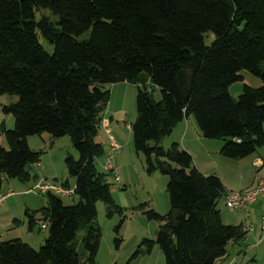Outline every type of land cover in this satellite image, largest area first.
<instances>
[{"label": "trees", "instance_id": "1", "mask_svg": "<svg viewBox=\"0 0 264 264\" xmlns=\"http://www.w3.org/2000/svg\"><path fill=\"white\" fill-rule=\"evenodd\" d=\"M40 9L56 19L36 20ZM38 33L52 44L51 54ZM205 33L213 37L210 45ZM241 69L261 85L244 84L234 100L228 86L242 79ZM121 81L137 87L129 127L134 151L144 155L147 172L168 176L170 210L145 211L161 221L155 238L142 241L147 251L156 244L163 264H216L228 244L245 237L242 224L221 221L220 178L198 171L176 143L164 150L159 142L191 115L204 138L225 140L220 153L226 157L264 146V0H0V93L16 97L2 106L14 127L0 126L7 145H0V187L5 178H32L27 167L39 162L40 151L29 148V135H67L78 152L64 158L78 202L64 204L60 194L46 192V207L25 210L29 230L46 223L44 243L34 249L18 238L0 242V264H94L96 202L105 203L107 216L111 207L119 209L110 172L96 168L104 151L96 135L109 100L103 85ZM81 227L86 237L76 254L70 236Z\"/></svg>", "mask_w": 264, "mask_h": 264}, {"label": "rangeland", "instance_id": "2", "mask_svg": "<svg viewBox=\"0 0 264 264\" xmlns=\"http://www.w3.org/2000/svg\"><path fill=\"white\" fill-rule=\"evenodd\" d=\"M39 12L36 14V20L42 15L51 20L56 19L48 9H40ZM88 35L89 31L79 39H85ZM212 39L213 37L209 36L208 33L204 34L206 45H210ZM38 41L48 53L53 52L52 44L48 43L39 33ZM239 74L242 79L234 81L228 86V92L234 100L238 98L244 84L254 88L261 85V79L250 71L241 69ZM122 85L118 84V88L121 89ZM131 85L133 88L130 110L125 112L123 118L126 123L132 122L136 117L134 97L137 87L135 84ZM103 86L109 90L110 95V86L107 84ZM116 87H114V97L109 98L112 108L113 104L117 108H122L125 99V97L122 98L124 93L119 91L117 94ZM153 97L159 99L158 90L153 91ZM15 101V96L0 93V126L3 125L8 130L14 127V117L11 113H4L2 106ZM107 104L103 112L106 107L108 109L109 104ZM105 115L109 117L106 113ZM184 126H186V133ZM120 134L125 137L126 132L120 131ZM96 139L100 141L104 149L103 153L96 159V168L103 171L102 164L107 157L108 134L102 125L98 126ZM129 139L131 150L125 146L122 152H116L112 159V161L117 159L126 163L123 168H116L120 186L115 185L111 175L108 176L111 199L119 209L111 207L112 214L107 216L105 203L103 201L96 202L97 214L91 226L96 227L100 235L94 264H163L164 261L163 254L156 244H153L148 252L142 241L145 239L153 240L161 223L159 220L149 219L145 211L153 210L158 214L165 215L170 210L166 191L168 176L161 174L157 169L147 172L144 155L134 151L132 133ZM0 142L2 147L7 148L1 135ZM224 142L223 139L204 138L194 117L190 115L189 119L176 123L170 134L160 140L159 145L167 150L171 144L176 143L179 148L188 150L194 167L206 174H215L223 180L225 188L229 189V191L225 189V193L245 191L244 188L251 181L264 179V165L262 167L251 165V160L256 157L264 163V146L257 147L254 153L243 158H230L220 153V148ZM27 143L30 149L40 151L39 162L28 165L27 168L32 177L28 182H20L15 178H5L1 182L0 195H5L8 191H11V194L0 203V242L18 238L32 248L38 249L47 237L48 227L42 221L37 223L32 230H29L25 210L31 212L46 207L47 199L46 193H41L35 188L34 176H44L48 181L72 191L74 178L67 174L64 158L69 154L77 158L78 152L73 148L67 135L52 137L43 132L27 136ZM152 161L155 164L154 157H152ZM239 173L241 179L238 178ZM224 195L218 199L216 204L222 223H241L246 230V235L242 240L228 244L226 253L229 256L227 255V257H236L232 264H264V230L260 229L264 206L256 210H253L252 206L247 209H229L225 205ZM58 196L64 204L69 205L78 202V196L73 192ZM257 200H261L263 203L264 196H259ZM141 204L145 206L141 208ZM245 210H248V215H245ZM41 224H45V228L41 229ZM250 226L254 230H250ZM73 233L76 240L75 253L78 254L82 250L86 230L81 227ZM137 249L138 252L135 253ZM227 257L225 255V258H220L217 263L225 261Z\"/></svg>", "mask_w": 264, "mask_h": 264}, {"label": "crops", "instance_id": "3", "mask_svg": "<svg viewBox=\"0 0 264 264\" xmlns=\"http://www.w3.org/2000/svg\"><path fill=\"white\" fill-rule=\"evenodd\" d=\"M118 84H123L121 89L118 88ZM110 86V95L109 97L112 98L114 97V87H116V93L118 94L119 91L123 92L124 95L122 96V98L125 97L124 99V104L122 103V108H117L114 106L113 104V108H112V105H111V100L109 98L108 100V104H109V107L107 109H105V111L103 112L102 114V119L106 120V123L108 124V128L110 129V136L111 138L116 141L117 143L120 144V149H119V153L122 152V149L126 146L129 150H131V147H130V134H131V130H130V124L131 122L129 123H126L124 122L125 120L123 119L124 116H125V112L126 111H129L130 110V103H131V99H132V85L131 83H128L126 81H121V82H116V83H113V84H110L108 85ZM120 92V93H121ZM107 104V105H108ZM115 107V108H114ZM105 113L107 115H109V117H107L105 115ZM190 117V116H189ZM189 117L185 118L186 120L189 119ZM114 119V120H113ZM183 119V120H185ZM182 120V121H183ZM181 122V121H180ZM111 124H113L112 126H110ZM111 127V128H110ZM184 130H185V133L187 132L186 130V126H184ZM120 131L122 132H126L125 134V137H122L121 134H120ZM107 143H106V151H107V154H108V151L110 149V139H109V136H108V139H107ZM1 143V142H0ZM105 145V144H104ZM188 152V150H186ZM115 155V154H114ZM113 155V156H114ZM258 159V163H261L259 166H255V167H262L264 165V163H262V160L258 157H256ZM256 158H253L251 160V165H253V160L256 159ZM113 159V158H112ZM38 164V163H37ZM113 164L117 167H119V169L123 168V166L126 164L124 161L122 160H117L115 159L113 161ZM198 171H200L201 173L203 174H206L204 172H202L201 170H199L197 168ZM220 178V177H219ZM238 178H242L240 173L238 175ZM220 181L224 187V189H227L225 188L224 186V183H223V180L220 178ZM255 180L251 181L244 189L247 190V189H250L251 187H253V185L255 184ZM229 191V189H227ZM250 206L253 207V210H256V209H260L261 207L264 206V202L262 203L261 200H256L254 203H252ZM249 206V207H250ZM238 224H241V223H238ZM250 230H254V228L252 226L249 227ZM261 229V228H260ZM70 238H72L73 240H75V236H74V233H72V235L70 236ZM226 257H227V253L225 254ZM229 256V255H228ZM222 258H225V256H223ZM220 259V258H219ZM219 259L216 260V264H218L217 262L219 261ZM234 259V260H233ZM236 257H231V258H226L225 261H222V262H219V264H232L234 261H235Z\"/></svg>", "mask_w": 264, "mask_h": 264}, {"label": "built area", "instance_id": "4", "mask_svg": "<svg viewBox=\"0 0 264 264\" xmlns=\"http://www.w3.org/2000/svg\"><path fill=\"white\" fill-rule=\"evenodd\" d=\"M147 90L150 91V88H147ZM101 125L104 128L105 132L108 134L109 139H110V149L108 151L105 162H103L102 164V167L104 170L110 172L112 178L116 179V185L120 186L119 175L117 173L116 166L113 164V161H112L113 155L119 151L120 146L116 141H114L111 138L110 129L108 128V124L106 123V120L101 119ZM260 164L261 163H258L257 158L255 161H253L254 166H259ZM34 186L41 193H46L48 191H51L55 194H66V193L70 194L71 193V192H68V190H66L63 186H59L53 182L48 181L47 178L44 176H39L35 180ZM9 194H11V191H8L5 194V196H8ZM261 195L264 196V179L263 178L258 179L253 185V187L245 191L226 192L224 195L225 205L229 209H236V208L247 209ZM3 199H1V201ZM245 213L248 214V210H245ZM261 222H262L261 230H264V215L262 216ZM40 228L41 229L45 228V224H42Z\"/></svg>", "mask_w": 264, "mask_h": 264}, {"label": "bare ground", "instance_id": "5", "mask_svg": "<svg viewBox=\"0 0 264 264\" xmlns=\"http://www.w3.org/2000/svg\"><path fill=\"white\" fill-rule=\"evenodd\" d=\"M255 160H256V159H254L253 161H255ZM113 180H114V182H115V185H116V179H113ZM68 192H71V191H69V190H68ZM4 196H5V195H3V196H0V201H1V199H3V198H4ZM245 215H248V214H246V213H245Z\"/></svg>", "mask_w": 264, "mask_h": 264}]
</instances>
